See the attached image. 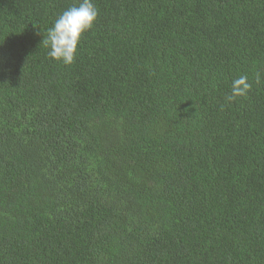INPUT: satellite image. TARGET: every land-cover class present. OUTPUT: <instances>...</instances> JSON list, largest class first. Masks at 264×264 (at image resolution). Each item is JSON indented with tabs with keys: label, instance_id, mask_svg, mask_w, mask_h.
<instances>
[{
	"label": "trees",
	"instance_id": "16d2710c",
	"mask_svg": "<svg viewBox=\"0 0 264 264\" xmlns=\"http://www.w3.org/2000/svg\"><path fill=\"white\" fill-rule=\"evenodd\" d=\"M0 264H264V0H0Z\"/></svg>",
	"mask_w": 264,
	"mask_h": 264
}]
</instances>
